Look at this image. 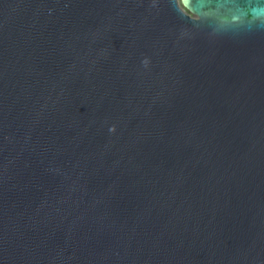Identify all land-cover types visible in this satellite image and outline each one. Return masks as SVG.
I'll return each instance as SVG.
<instances>
[{"label": "water", "instance_id": "obj_1", "mask_svg": "<svg viewBox=\"0 0 264 264\" xmlns=\"http://www.w3.org/2000/svg\"><path fill=\"white\" fill-rule=\"evenodd\" d=\"M0 264H264V0H0Z\"/></svg>", "mask_w": 264, "mask_h": 264}, {"label": "snow or ice", "instance_id": "obj_2", "mask_svg": "<svg viewBox=\"0 0 264 264\" xmlns=\"http://www.w3.org/2000/svg\"><path fill=\"white\" fill-rule=\"evenodd\" d=\"M172 3H173V8H175V3H176V0H172ZM184 3L185 5H187L189 3V0H184ZM177 13L179 14V10L176 9Z\"/></svg>", "mask_w": 264, "mask_h": 264}]
</instances>
